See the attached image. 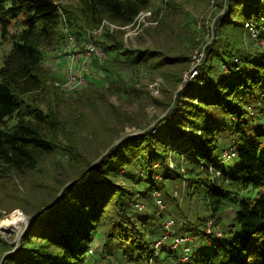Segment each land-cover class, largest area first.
<instances>
[{
	"label": "trees",
	"instance_id": "trees-1",
	"mask_svg": "<svg viewBox=\"0 0 264 264\" xmlns=\"http://www.w3.org/2000/svg\"><path fill=\"white\" fill-rule=\"evenodd\" d=\"M263 1H221L228 19L216 17L215 35L199 68L203 82L199 84L206 90L197 92L198 104H187L176 119L178 127L195 135L190 144L192 156L183 157L161 135L146 131L121 139L99 159L87 162L83 157L79 163L86 166V180L68 185L56 176L49 180L42 193L49 197L40 198L27 214L50 209L32 220L20 247L0 264H85L90 240L100 230L104 231L101 256L109 258L107 264H115L113 253L107 252L110 249L121 250L126 260L153 262L158 257L159 264H170V250L156 251L152 246L168 220L178 236L194 235L197 242L195 255L182 264H264V124L257 122L264 120ZM150 4L151 0H0V43H10L0 63V195L12 190L4 187L3 180L10 185L9 178L22 180L27 189L31 174L52 156H72V160L83 156L73 122L68 123L59 112L67 95L73 94L55 85L61 77L58 70L44 66L48 54L62 49L61 25L66 24L78 39L92 38L106 54L113 53L102 62L93 59L91 74L101 75L98 78L107 85L102 89L118 91L121 76L115 66L121 64V57L128 63V51H120L125 30L105 26L100 35L95 32L103 21L120 27L132 24ZM163 17L165 28L169 22L167 15ZM249 20L255 22L263 44L244 29ZM186 57H180L182 62ZM235 58L241 63H234ZM222 64L228 67L225 73ZM170 65L174 63L165 68L171 70ZM89 84L95 82L89 80ZM83 92L78 96L82 104L88 99ZM105 104L112 113V107ZM101 123L105 124L104 118L96 117L89 126L92 133ZM224 151H229L230 160H237L236 165L227 158L224 166ZM168 153L175 155L172 167ZM177 156L185 168L179 166ZM133 166L147 177L141 190L147 208L140 211L134 208L133 194L114 180ZM183 186L185 192L173 194ZM154 192L159 193V205L152 200ZM163 201L167 212L159 210ZM183 201L193 209L190 214L183 210ZM207 219L212 222L210 233L205 231ZM209 240L214 242L210 253L203 248ZM10 250L0 241V257Z\"/></svg>",
	"mask_w": 264,
	"mask_h": 264
},
{
	"label": "rangeland",
	"instance_id": "rangeland-1",
	"mask_svg": "<svg viewBox=\"0 0 264 264\" xmlns=\"http://www.w3.org/2000/svg\"><path fill=\"white\" fill-rule=\"evenodd\" d=\"M221 1L222 0H151L149 9L154 13L157 24L146 25L140 22L139 24L136 23L134 26L127 28L125 30L126 34L122 37L123 47L120 49L123 53L128 51L127 64L135 63L137 59H144L145 61L141 64L138 63L136 65L135 63L130 66L124 61L122 62L123 57H121V64L115 66V69L119 70L118 73H120L121 76L119 84L116 85L118 91L114 90V87L108 90L102 89L107 88V85L102 83V78H98L101 77L100 74L97 77L95 76L99 81L96 83V78L91 74L94 71L93 64H91L90 73L88 74L87 85L76 87L72 90H66L67 94L73 95H67L66 98H69L65 103L60 105L59 112L62 118L66 119L68 123L73 122V129L82 146L83 156L73 157V160L70 159L72 156H52L46 159L40 169L36 170L34 175L31 174L30 181L32 182L29 183L30 185H27V189L21 184L22 180L9 178L10 185L3 180L6 190H12L0 195V220L9 218L16 211L23 216L29 217L30 215L27 214V212H31L35 208V204L40 198L47 196V194L42 193H44V190L48 189L46 184H48L50 182L49 180H52L54 176H56L57 179L60 178V181L65 182L66 185L85 181L87 176L85 171L86 166L85 164L80 165L79 161L82 160L83 157L87 159V162L95 158L99 159L111 147L118 144L121 139L126 137L137 136L149 131L151 134L161 135L166 140V145L175 149L177 153H181L183 157L192 156L190 155V144L191 139L195 137V135L191 136L190 131H187L185 127H178L176 119L182 114L187 104H198L199 95L197 92L206 90L205 87H202L203 85L199 84L202 74L199 73L198 75L196 72L194 75L193 71L197 70L199 72V68L207 59L206 46L215 35L216 17L222 16L228 19V17L224 15L226 13L225 5L222 8L220 7ZM224 1L225 0H223V2ZM178 9L181 10L176 12V16H169L172 14L169 12H174ZM165 15H167L169 25L164 28L162 27L161 19ZM255 15L256 14H254V16ZM235 22L240 21L235 19ZM243 26L246 32H248L255 41L258 40V37H253L252 32H250L245 24H243ZM170 29H172L173 32H170ZM74 36L76 38L78 50H81V47L86 43L92 42L95 44L90 39L88 40V38L80 40L75 34ZM247 39L248 38L245 37V40ZM191 40H194L193 45L190 44ZM258 42L263 44L259 40ZM95 45L97 48L103 50L102 46H99V44ZM9 46L10 43L7 40L2 44L0 43V63L2 54L9 50ZM64 46L65 44L62 45V47ZM61 50H59L60 53ZM59 52L52 55L48 54L44 59V66L52 68V70L55 71L58 70V74H61V77H58V81H61L63 71L69 68L71 62L63 58H60V62H56L54 58ZM139 53L144 54L138 55ZM106 55L108 56L107 59H109L113 53L109 52ZM184 55L187 57L182 62L180 57ZM171 57H173L174 60H168V58ZM162 58L165 61L161 64ZM168 63H174L175 67L170 65L172 67L170 68L171 70L166 69L165 65ZM234 63L240 64L241 60L235 58ZM221 68L224 69V73L228 69L226 64H222ZM89 80L90 82H95V85H90ZM127 86H129V88ZM75 91L77 93H75ZM80 91L81 93H78ZM82 92L84 96L88 98L86 106L84 105L86 103L85 100L82 99L83 102H85L82 104L80 101L81 98H78V96H81ZM75 96H77L78 99L77 103L73 101ZM62 102H64V100L59 101V104ZM106 102L112 107V113H109V109L105 104ZM99 116L104 118L105 124L101 123L96 126L95 133H92L93 129L90 130L89 126L96 117ZM257 122L261 125L264 124L262 118L257 120ZM154 128H157L156 133L151 132ZM223 155L226 157V160L228 157H231L229 151H224ZM174 157V153H168L167 162L170 167H172ZM229 158L228 160L231 159ZM176 160H178L179 166L185 168L180 156H177ZM228 160L224 163V166L228 165ZM230 161L235 165L237 163L236 159ZM154 167H158V164H154ZM141 172L138 166H133L132 171L126 173L122 178H114L115 182L120 184L122 188L128 190L130 194H133L134 203L136 202L134 208H136L137 211L141 210L139 209L140 205H142V209L147 208L146 202L142 200L141 191L144 187V180H146L147 177ZM184 188L185 186L173 191V194L185 192ZM153 194L156 195V192ZM159 198L160 197L157 196L156 199L152 198V200L158 204ZM155 200H157V202ZM180 204H183L182 208L185 212L189 210L188 213L190 214L193 211L184 201ZM160 207L159 210H168V205L164 203V201L161 203ZM169 210L171 218L175 221L176 215L173 214L171 209ZM205 225V231L210 233L212 222L207 219ZM24 226H20L19 233H14L9 230H0V241L6 243L8 249H12L0 257V263L5 255L12 254L11 252H14L20 247L21 233L24 231ZM164 231L160 233L161 236L157 237L158 239L162 237ZM168 232L169 237L166 240V244L168 246L174 245L175 247L170 249L172 257L169 258H173L170 264H182L186 262L192 254L195 255V250L198 246L195 247L197 242L194 244V235L188 234L178 236L179 233L174 230L173 223L169 227ZM217 236H220V232L217 233ZM103 241L104 231H97L90 240L88 255L86 256L87 262L85 264H107L109 258L106 259L101 256ZM213 243L212 240L206 241L205 246H203L206 252H211L210 247L214 245ZM153 244L152 246L154 247ZM209 244L211 245L209 246ZM193 247L196 249H193ZM90 249L92 252H89ZM186 249H188V251H186ZM156 250L165 251V249L162 248ZM177 250L180 251L179 255L176 252ZM107 252L113 253L112 258L115 264H127V262L149 264L152 262V260L150 262L126 260L122 257L121 250L117 251L116 249H110L107 250ZM160 257L163 259L162 254H160ZM155 259L150 264H159L162 262V260L158 261V257Z\"/></svg>",
	"mask_w": 264,
	"mask_h": 264
},
{
	"label": "built area",
	"instance_id": "built-area-1",
	"mask_svg": "<svg viewBox=\"0 0 264 264\" xmlns=\"http://www.w3.org/2000/svg\"><path fill=\"white\" fill-rule=\"evenodd\" d=\"M149 8L143 12H140L137 15V17L134 19V22L132 24L124 26V27L116 26L114 24L108 23L107 21H103L101 26L96 30L95 33L96 35H100L103 27L105 26H108L110 29H118V28L120 29L121 28V30H126L127 28L134 26L136 23L139 24L140 22H143L146 25H156L157 20H155V16ZM254 24L255 22L253 20H249L245 23L246 27L250 30V32H252L253 37L257 38L258 35H257V31H256ZM62 26H63V31H62L63 45L65 44V46L62 47L61 53L59 52V54L54 58V60L56 62L58 61L60 62V58H63L66 60H70L71 64L69 68L63 71L62 80L55 82V85L60 87L61 89L63 88L62 89L63 91H66V90H72L76 87L87 85L88 84V74L90 73L92 60L97 59L99 61H103L107 57V55H106V52H104V50L97 48V46L95 45L96 43L93 41L92 38H88V40L90 39L95 44H93L92 42L86 43V44L84 43L85 45L81 47L82 49L78 50L77 45H76L77 42H76V38L74 34L68 31L66 24ZM125 34L126 32L124 33V35ZM196 72L199 75V72L197 70H194L193 74L194 73L196 74ZM201 83L203 82H200V84ZM151 132L156 133L157 128L152 129ZM155 196L156 197L159 196V193L156 192ZM139 209H142V205L139 206ZM172 223H173L172 220H168L165 222V225H164L165 231L162 237L160 239H157L153 244L155 247V250L162 248L167 251V250L175 248L174 245L168 246L166 244V240L169 237L168 229ZM210 245L211 244H209V246ZM186 251H188V249H186ZM89 252H92V250L90 249ZM123 264H126V263H123ZM127 264H135V262H127Z\"/></svg>",
	"mask_w": 264,
	"mask_h": 264
},
{
	"label": "bare ground",
	"instance_id": "bare-ground-1",
	"mask_svg": "<svg viewBox=\"0 0 264 264\" xmlns=\"http://www.w3.org/2000/svg\"><path fill=\"white\" fill-rule=\"evenodd\" d=\"M26 222V218L16 211L9 218L0 220V230H9L14 233H19L20 226H24Z\"/></svg>",
	"mask_w": 264,
	"mask_h": 264
},
{
	"label": "water",
	"instance_id": "water-1",
	"mask_svg": "<svg viewBox=\"0 0 264 264\" xmlns=\"http://www.w3.org/2000/svg\"><path fill=\"white\" fill-rule=\"evenodd\" d=\"M57 201H58V200H57ZM53 205H54V204H53ZM51 207H52V206H51ZM49 209H50V208H49ZM49 209H47V210H45V211H42V212H39L38 214H35V215H32V216H29V217L24 216V217L26 218V220H27V222H26V224H25V226H24V231L27 229V227L29 226V224L32 222L33 219L39 218L42 214H44L45 212H47ZM24 231L21 233V235H23ZM11 253H12V252H11ZM5 256H7V255H5Z\"/></svg>",
	"mask_w": 264,
	"mask_h": 264
}]
</instances>
